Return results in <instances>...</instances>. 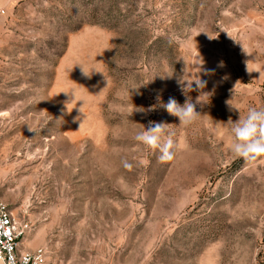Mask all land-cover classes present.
Here are the masks:
<instances>
[{
	"label": "rangeland",
	"instance_id": "374dc122",
	"mask_svg": "<svg viewBox=\"0 0 264 264\" xmlns=\"http://www.w3.org/2000/svg\"><path fill=\"white\" fill-rule=\"evenodd\" d=\"M251 108L264 0H0V200L45 264H264V157L230 149ZM153 123L171 162L135 139Z\"/></svg>",
	"mask_w": 264,
	"mask_h": 264
},
{
	"label": "clouds",
	"instance_id": "9594fccd",
	"mask_svg": "<svg viewBox=\"0 0 264 264\" xmlns=\"http://www.w3.org/2000/svg\"><path fill=\"white\" fill-rule=\"evenodd\" d=\"M228 36L230 37L229 34ZM232 39L238 42L234 38ZM82 74L85 77H89L91 75L83 67ZM205 74H207V72ZM184 81L180 80L178 82L181 84V91L187 94L189 91L193 90V80L187 81V84H185ZM194 81L197 89H203L204 87H206V81H202L201 79H196ZM203 94L207 95L208 93ZM200 96L197 98V103L201 102ZM162 106L167 110L170 115L179 119V125L185 127L195 123L201 115L196 111V105L191 101H186L183 105H180L175 100V98L170 97L168 102L166 104H163ZM234 108L238 109L236 107ZM135 111L144 110L135 109ZM228 122H231L233 124V127L231 129L232 142L230 144V149L235 157L242 158L248 163H254L260 157H264V110H257L255 108H251L248 110L246 117L242 118L240 116L239 120L235 123H233L231 119ZM167 126L168 125L164 123L150 124L147 129L138 133L135 137L138 142L142 143L147 148L154 151L158 150L160 153L158 159L161 162H171L175 159V142L172 139V135L167 133ZM260 162L264 163V160Z\"/></svg>",
	"mask_w": 264,
	"mask_h": 264
},
{
	"label": "built area",
	"instance_id": "2783aa9c",
	"mask_svg": "<svg viewBox=\"0 0 264 264\" xmlns=\"http://www.w3.org/2000/svg\"><path fill=\"white\" fill-rule=\"evenodd\" d=\"M29 230V222L17 218L0 200V264H45L46 252L42 246L31 250L20 246Z\"/></svg>",
	"mask_w": 264,
	"mask_h": 264
},
{
	"label": "crops",
	"instance_id": "0c3cea01",
	"mask_svg": "<svg viewBox=\"0 0 264 264\" xmlns=\"http://www.w3.org/2000/svg\"><path fill=\"white\" fill-rule=\"evenodd\" d=\"M30 250V249H29Z\"/></svg>",
	"mask_w": 264,
	"mask_h": 264
}]
</instances>
